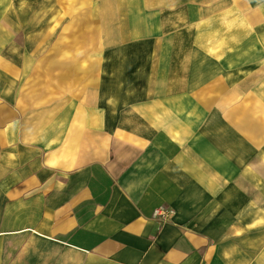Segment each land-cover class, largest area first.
Masks as SVG:
<instances>
[{"label":"rangeland","instance_id":"1","mask_svg":"<svg viewBox=\"0 0 264 264\" xmlns=\"http://www.w3.org/2000/svg\"><path fill=\"white\" fill-rule=\"evenodd\" d=\"M0 98L178 152L226 261L264 264V0H0Z\"/></svg>","mask_w":264,"mask_h":264},{"label":"crops","instance_id":"2","mask_svg":"<svg viewBox=\"0 0 264 264\" xmlns=\"http://www.w3.org/2000/svg\"><path fill=\"white\" fill-rule=\"evenodd\" d=\"M69 105L0 98V264H235L213 241L219 200L195 190L183 156Z\"/></svg>","mask_w":264,"mask_h":264},{"label":"built area","instance_id":"3","mask_svg":"<svg viewBox=\"0 0 264 264\" xmlns=\"http://www.w3.org/2000/svg\"><path fill=\"white\" fill-rule=\"evenodd\" d=\"M175 214L172 208L158 207L154 211V217L157 218L161 223L169 222Z\"/></svg>","mask_w":264,"mask_h":264}]
</instances>
